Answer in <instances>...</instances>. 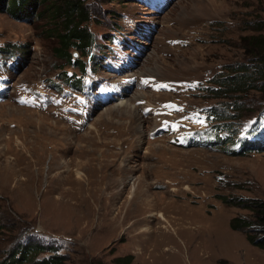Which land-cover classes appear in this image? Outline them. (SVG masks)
Wrapping results in <instances>:
<instances>
[{"label": "rangeland", "instance_id": "obj_1", "mask_svg": "<svg viewBox=\"0 0 264 264\" xmlns=\"http://www.w3.org/2000/svg\"><path fill=\"white\" fill-rule=\"evenodd\" d=\"M84 2L94 58L84 57L82 92L51 88L60 70L78 71L53 51L50 13L22 20L0 9V48L10 44L0 50V260L40 234L59 264L127 254L130 264H264V249L246 239L254 225L230 226L264 201V149L206 148L182 121L223 108L217 123L234 139L264 109L260 81L220 98L207 91L229 65H253L246 39L264 34V0H174L149 39L145 22L156 15L144 0ZM105 80L120 84L121 99ZM120 101L131 110L113 109Z\"/></svg>", "mask_w": 264, "mask_h": 264}, {"label": "trees", "instance_id": "obj_2", "mask_svg": "<svg viewBox=\"0 0 264 264\" xmlns=\"http://www.w3.org/2000/svg\"><path fill=\"white\" fill-rule=\"evenodd\" d=\"M41 5L43 6L42 10L37 11V8ZM0 9H8L11 15L22 20L33 18L35 14L38 17H43L45 13H50L49 17L56 22L52 28L46 29V33L57 40L58 45L53 48L55 55L59 59H63L65 63L75 66L77 71L80 72L77 76L76 73L69 75L67 70L63 69L59 71L58 76L63 82L71 83L75 88L81 86V75L86 71L84 57L89 55V50L94 43V33L89 30L87 25L90 20V11L85 5L84 0H0ZM260 27L264 29V22ZM246 40L247 44L251 47L250 55L254 61L253 65L245 63L229 65L227 67L231 69L229 74H220L213 79L215 85L209 87L207 90L212 96L216 98L224 97V92L227 90L232 93L246 92L256 88L259 85V81L264 85V34L251 35ZM26 46L27 44H25ZM9 47L10 44H7L6 48H0V50L7 52L10 50ZM74 51L78 52L79 55L76 59H73ZM51 83L57 85L53 81ZM222 104L224 107L227 106L226 102ZM230 104L238 107L237 102ZM217 110V116L228 117L222 113L223 108H218ZM263 112L264 109L259 112V115H264ZM254 125L257 126L255 123ZM223 147L226 148L225 146ZM227 151L228 153L235 154V152L228 149ZM248 207L252 213V220L232 219L230 226L233 229H238L254 225L256 236L248 232L246 239L259 248L264 249V201H250ZM36 236L41 239L38 244L27 243L22 245L21 241L16 243L8 251L7 256L0 260V264L61 263L63 256L56 254L53 247L44 246L42 235L37 234ZM22 239H28V237L23 236L21 237ZM47 248H51V255L38 258V255L43 253ZM131 261L132 256L127 254L115 257L112 264H130Z\"/></svg>", "mask_w": 264, "mask_h": 264}, {"label": "bare ground", "instance_id": "obj_3", "mask_svg": "<svg viewBox=\"0 0 264 264\" xmlns=\"http://www.w3.org/2000/svg\"><path fill=\"white\" fill-rule=\"evenodd\" d=\"M122 107H123V108L126 107L127 109L131 110V108L128 107V105L125 104L124 101H120L116 106L113 107V109H115V108H119V109L121 110ZM127 109H125V110H127ZM106 110H109V109H106ZM110 111H111V110H110Z\"/></svg>", "mask_w": 264, "mask_h": 264}, {"label": "water", "instance_id": "obj_4", "mask_svg": "<svg viewBox=\"0 0 264 264\" xmlns=\"http://www.w3.org/2000/svg\"><path fill=\"white\" fill-rule=\"evenodd\" d=\"M78 53L76 51L73 52V57H77Z\"/></svg>", "mask_w": 264, "mask_h": 264}]
</instances>
